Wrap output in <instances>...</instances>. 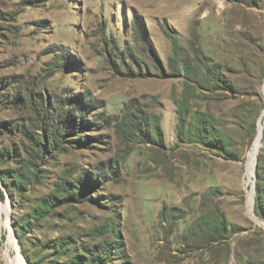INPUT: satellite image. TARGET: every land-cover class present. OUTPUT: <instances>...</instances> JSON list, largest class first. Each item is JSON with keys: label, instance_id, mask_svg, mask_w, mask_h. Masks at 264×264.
<instances>
[{"label": "rangeland", "instance_id": "obj_1", "mask_svg": "<svg viewBox=\"0 0 264 264\" xmlns=\"http://www.w3.org/2000/svg\"><path fill=\"white\" fill-rule=\"evenodd\" d=\"M17 257L264 264V0H0Z\"/></svg>", "mask_w": 264, "mask_h": 264}, {"label": "bare ground", "instance_id": "obj_2", "mask_svg": "<svg viewBox=\"0 0 264 264\" xmlns=\"http://www.w3.org/2000/svg\"><path fill=\"white\" fill-rule=\"evenodd\" d=\"M17 261H18V257H17ZM18 263L21 264L20 261H18Z\"/></svg>", "mask_w": 264, "mask_h": 264}, {"label": "trees", "instance_id": "obj_3", "mask_svg": "<svg viewBox=\"0 0 264 264\" xmlns=\"http://www.w3.org/2000/svg\"><path fill=\"white\" fill-rule=\"evenodd\" d=\"M257 192H259V190Z\"/></svg>", "mask_w": 264, "mask_h": 264}]
</instances>
